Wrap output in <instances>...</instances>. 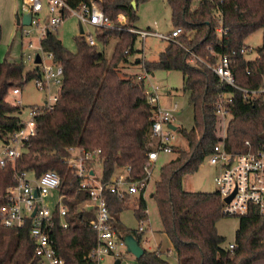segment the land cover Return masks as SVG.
<instances>
[{
  "label": "trees",
  "instance_id": "obj_1",
  "mask_svg": "<svg viewBox=\"0 0 264 264\" xmlns=\"http://www.w3.org/2000/svg\"><path fill=\"white\" fill-rule=\"evenodd\" d=\"M89 0H65L77 8ZM103 13L121 28H98L97 41L105 44L117 37L110 58L89 44L84 35L74 38L75 51L63 46L55 32L41 40L42 48L54 54L63 66L62 83L53 110L37 119L36 134L16 161L19 169L33 170L36 175L54 170L60 176V192L67 208L65 228L56 226L51 236L55 250L67 264H93L90 252L96 244V234L89 225L94 211L82 208L88 193L78 189V179L66 168L62 159L70 146L100 148L103 180L114 171L129 165L132 174L142 175L146 153L153 147L149 137L152 110L135 75L120 73V65L136 52V7L145 0H97ZM170 7L172 28L184 32L177 41L166 42L155 60H144L146 70H177L182 74V90L188 92L192 107V126H177V133L186 147L174 150V157L161 165L158 179L150 193L160 220L161 231L169 238L177 264H254L264 259V213L238 217L234 245L224 246L225 237L216 224L223 216L222 201L217 190L186 191L182 179L193 174L223 139L226 150L236 154L264 148V96L244 100L242 92L219 80L218 76L195 56L214 64L221 54L231 60L235 83L244 88L261 85L264 74V0H165ZM123 14L125 23L117 19ZM221 15L227 32L216 33V15ZM263 29L262 42L256 48L258 56L248 60L240 53L244 40ZM128 51L125 53V49ZM190 52H189V51ZM0 61V137L18 128L21 110L5 98L13 87L23 86L39 75L37 65L26 67L22 62ZM220 92L230 98V120L222 138L221 118L214 101ZM244 141H247L245 143ZM12 168H0V189L9 183ZM110 223L119 236L132 234L139 242L143 232L125 226L119 214L134 202L136 219L146 222L147 203L144 197L125 195L122 198L106 192ZM132 199V200H131ZM136 264H170L158 249H145ZM0 264H37L28 226L7 228L0 223Z\"/></svg>",
  "mask_w": 264,
  "mask_h": 264
},
{
  "label": "built area",
  "instance_id": "obj_2",
  "mask_svg": "<svg viewBox=\"0 0 264 264\" xmlns=\"http://www.w3.org/2000/svg\"><path fill=\"white\" fill-rule=\"evenodd\" d=\"M193 1L195 4L198 2V0ZM24 13L30 15L28 25L36 29V42L31 39L26 41L27 51L22 52L21 58L30 61L31 66H38L39 75L32 81L43 94L40 103L27 106V117L20 119L18 128L8 136L0 137V168L5 166L12 168L10 183L3 190L0 189V223L7 228L28 226L37 264H67L65 258L57 254L54 239L51 236L56 226L65 228L68 225L67 208L63 203L64 194L60 192L59 174L54 170H46L36 175L33 170L19 169L16 166L17 159L26 150L29 140L36 134L38 117L50 112L55 106L59 91L51 93V86L57 85L60 88L62 83L63 66L55 59L52 52L42 48L41 40L48 32L57 31L68 16L78 19V27L79 23L82 27L87 24L94 30L121 28V26L111 22L103 13L97 0L83 2L77 8L68 6L65 0H19V10L16 13L20 20L17 24L19 26H23L21 17ZM216 20L215 30L218 36H221L227 32V27L223 26L221 15L217 14ZM128 30L137 34L138 40L141 41V52L147 36H156L167 42H175L184 32L181 27H174L168 33L140 28H128ZM24 34L29 35L30 30L26 29ZM79 34L84 35L89 44L96 43L90 32L83 31ZM127 51L128 48L124 52ZM190 53L193 58L208 66L221 82L240 90L244 100L251 101L264 96V74L259 87L244 88L235 83L228 55L221 54L214 64H210ZM240 53L248 60H254L258 56L257 50L247 46H243ZM36 55L37 62H35ZM144 60L142 54L135 58V63L139 67L135 78L152 110L149 137L153 141V147L146 153V161L142 166L143 174L133 175L131 167L125 165L117 168L108 180H103L102 171L97 173L95 170V166L101 165L102 161L100 148L70 146L62 159L66 168L78 179V189L88 193V199L81 203V207L94 211V218L89 221V225L96 234V244L90 252L93 264H101L104 257L120 262L131 254L127 251L123 238L110 223L106 192L114 193L119 198L125 195L146 198L152 173L160 155L174 152L178 146L179 134L170 125L174 124V113L179 106L177 102L169 106L160 104V87L151 81V74L146 70ZM10 91L12 94H18L21 89L13 87ZM230 98L229 93L220 92L214 101L216 113L222 121L228 115L230 116ZM10 103L21 107L19 111L21 114L24 107L21 98H16ZM224 134L225 128L222 138ZM244 142L247 143V141ZM205 160L218 171L213 180L222 201L223 215L239 217L264 213V148L255 152L234 154L226 150L224 141L221 139ZM229 196L231 198L226 201L225 199ZM136 230L144 233L145 222L139 221ZM145 243L147 238L143 234L139 244L143 247ZM233 245L234 242L228 243L229 248ZM127 264H133V262Z\"/></svg>",
  "mask_w": 264,
  "mask_h": 264
},
{
  "label": "rangeland",
  "instance_id": "obj_3",
  "mask_svg": "<svg viewBox=\"0 0 264 264\" xmlns=\"http://www.w3.org/2000/svg\"><path fill=\"white\" fill-rule=\"evenodd\" d=\"M19 10V0H0V61H2L7 55L8 61H22L26 67H31L32 63L21 58L22 50L26 52V41L28 39L36 42V29L29 25L19 26L15 22L16 11ZM136 14L138 16L135 25L140 27V29H152L160 33H168L172 29V24L170 21V7L165 0H145L138 2L136 7ZM118 19V17H117ZM122 19V18H120ZM126 18L122 21L125 23ZM121 23V24H122ZM30 30L29 35H25L24 31ZM83 31L85 33L90 32L96 42L97 49L104 53L106 58H110L114 45L117 42V37H109L108 42L103 44L96 39L95 30L89 27L87 24H84ZM262 32L263 29H258L255 32L251 33L244 40V44L247 47L253 48L256 50L257 47L261 45L262 42ZM58 38L62 42L63 46L70 51H75V36L79 35L78 28V19L74 16H68L65 18L63 23L58 27L57 31ZM164 39H161L156 36H147L144 42V57L148 60H155L158 53L166 45ZM23 46V47H21ZM136 48H139L138 52L133 53L136 56L140 55L141 41L137 40L135 43ZM23 48V49H22ZM137 51V49H136ZM251 57V56H248ZM144 58V59H145ZM145 59V60H146ZM129 73L127 69L120 65V73ZM152 82L160 84L162 91H171V103L177 102L179 108L174 113L173 123L177 126H182L186 129L192 126V107L188 103V92L182 90V74L177 70H156L153 72L151 78ZM51 93H56L59 91L57 85L51 86ZM43 92L37 89L33 81L26 83L23 88H21L20 93L12 94L11 91L8 92L6 100L9 102L14 101L16 98H21L22 103L24 104L23 111L20 114V117L25 119L27 117V106L33 103H40L42 101ZM231 116H227L224 121H221V133H223L224 128L226 129L227 123L230 120ZM178 147H186V141L178 135L177 139ZM174 152L168 153L166 155H160L158 161L155 164L152 179L148 191L146 193V203H147V215H148V229H151L152 232L157 233L162 238L165 235L161 231V225L157 209L155 207L154 201L150 196V193L154 189V183L158 179L159 169L162 164L174 157ZM97 173L102 171V166L97 164L95 166ZM218 173L217 169L204 160L197 171L193 174H186L183 176L182 185L183 189L186 191H206L211 192L216 190V184L213 180L214 176ZM134 198V197H132ZM132 200V199H131ZM134 202L130 201L127 208L119 214V219L121 222L129 227L136 229L138 226V220L136 219L133 212ZM147 223V222H146ZM146 226V225H145ZM238 226V216L236 215H223L216 224L217 231L219 234L225 237L224 246H227L228 243L233 242L235 238V231ZM150 231V232H151ZM150 237V233H149ZM153 242L150 239L148 243L143 244V248L152 249ZM130 258L123 259L121 264H127L129 260L136 264V261L133 255L130 254ZM104 257L101 260L103 264ZM174 264V260H170Z\"/></svg>",
  "mask_w": 264,
  "mask_h": 264
},
{
  "label": "crops",
  "instance_id": "obj_4",
  "mask_svg": "<svg viewBox=\"0 0 264 264\" xmlns=\"http://www.w3.org/2000/svg\"><path fill=\"white\" fill-rule=\"evenodd\" d=\"M16 13H17V11H16ZM120 18H122V19H120ZM118 19L122 23V21L125 19V16L123 14H119L118 15ZM138 28H140V27H138ZM21 47H23V46H21ZM134 48H135V50L137 49L136 52H138L139 48H136V46H134ZM22 52H23V50H22ZM138 53H136V56L134 54L129 55L127 57L126 62L122 64V67L126 68L127 69V72H129L131 74H136L139 71V67L135 63V58L138 57L137 56ZM140 54H142L144 56V52H141V48H140ZM146 60H148V59H146ZM152 76H153V73L151 74V78H152ZM159 87H160V104L162 106H169L170 104L173 103V102L171 103V96H172L171 91L168 90V91L163 92L162 91V87H161L160 84H159ZM173 125H176V124H173ZM182 187H183V185H182ZM146 213H147V209H146ZM146 222H145V225H146L145 228H146V230L144 231V236H145V238H147V243L151 239L152 242H153L152 249H158L159 252H160V254L164 258H166L170 263H172L170 260L173 259L174 260V264H177L176 254H175V252H174V250L172 248V244H171L169 238L167 237V235L164 232H162L165 235V237L162 238L157 233L152 232L151 229H148V227H147L148 224H149L148 220ZM149 233H150V237H149ZM129 256L130 255H128L127 257L130 258ZM128 262H132V261L129 260ZM103 264H115V260L113 261L110 258H107V259L105 258V260L103 261ZM119 264H121V261L119 262ZM254 264H264V259L263 260H260V261H257Z\"/></svg>",
  "mask_w": 264,
  "mask_h": 264
},
{
  "label": "water",
  "instance_id": "obj_5",
  "mask_svg": "<svg viewBox=\"0 0 264 264\" xmlns=\"http://www.w3.org/2000/svg\"><path fill=\"white\" fill-rule=\"evenodd\" d=\"M131 5H135L134 0H131ZM19 16H16L15 22L19 23ZM30 22V15L28 13H24L21 17V23L23 25H28ZM83 32V27L79 23V33ZM38 61V56L35 57V62ZM170 127L175 130L177 128L176 125L171 124ZM231 196L227 197L225 200L228 201ZM123 241L126 245L127 251L130 252L134 257L138 258L144 251L143 247L139 244L138 240L132 234H126L122 237ZM115 264H119V260H115Z\"/></svg>",
  "mask_w": 264,
  "mask_h": 264
}]
</instances>
